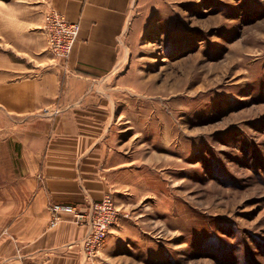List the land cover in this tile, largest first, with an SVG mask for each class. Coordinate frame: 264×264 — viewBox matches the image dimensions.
<instances>
[{"label":"rangeland","instance_id":"374dc122","mask_svg":"<svg viewBox=\"0 0 264 264\" xmlns=\"http://www.w3.org/2000/svg\"><path fill=\"white\" fill-rule=\"evenodd\" d=\"M42 3L0 0V57L30 70L40 57L65 66L46 38L59 12ZM123 51V69L104 83L125 163L107 194L121 217L95 259L264 264V0H134ZM5 122L0 247L30 194L20 128Z\"/></svg>","mask_w":264,"mask_h":264},{"label":"crops","instance_id":"0c3cea01","mask_svg":"<svg viewBox=\"0 0 264 264\" xmlns=\"http://www.w3.org/2000/svg\"><path fill=\"white\" fill-rule=\"evenodd\" d=\"M133 1L42 0V12L54 9L80 25L68 62L57 67L40 57L30 70L0 57V115L9 127L20 128V175L30 193L11 225L10 241L0 247L4 264H99L78 245L85 228L69 215L52 225L48 206L85 211L116 188L125 163L109 136L115 106L104 83L124 67ZM34 23L41 28L43 21Z\"/></svg>","mask_w":264,"mask_h":264},{"label":"built area","instance_id":"2783aa9c","mask_svg":"<svg viewBox=\"0 0 264 264\" xmlns=\"http://www.w3.org/2000/svg\"><path fill=\"white\" fill-rule=\"evenodd\" d=\"M80 25L69 22L59 13H52L48 18L46 38L48 48L64 64L69 60L78 40ZM52 216V225L64 221L63 216H71L73 223L84 227L86 233L79 242V247L87 260H94L101 252L105 241L121 214L110 194L99 202H92L85 211L74 206L52 203L48 207Z\"/></svg>","mask_w":264,"mask_h":264}]
</instances>
